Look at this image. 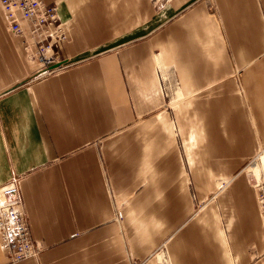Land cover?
Instances as JSON below:
<instances>
[{"label":"crops","instance_id":"0c3cea01","mask_svg":"<svg viewBox=\"0 0 264 264\" xmlns=\"http://www.w3.org/2000/svg\"><path fill=\"white\" fill-rule=\"evenodd\" d=\"M44 1L68 38L40 76L0 8V190L17 178L40 247L0 264H264L247 167L264 146V0Z\"/></svg>","mask_w":264,"mask_h":264},{"label":"built area","instance_id":"2783aa9c","mask_svg":"<svg viewBox=\"0 0 264 264\" xmlns=\"http://www.w3.org/2000/svg\"><path fill=\"white\" fill-rule=\"evenodd\" d=\"M0 8L10 32L22 37L28 61L40 66L37 75L57 71L62 61L56 51L67 39V28L58 15L56 3L0 0ZM254 189L264 225V181L257 180ZM0 248L10 263L35 257L40 249L31 236L17 178L0 190Z\"/></svg>","mask_w":264,"mask_h":264},{"label":"rangeland","instance_id":"374dc122","mask_svg":"<svg viewBox=\"0 0 264 264\" xmlns=\"http://www.w3.org/2000/svg\"><path fill=\"white\" fill-rule=\"evenodd\" d=\"M67 38H68V30H67ZM34 65H37V63H31V66H34ZM157 65H158L159 71H156V76H158L157 78L160 80V82L162 84L164 94H167V96H168V103L170 105H173L176 102V100L178 99L179 95H178L177 86H176V82H175V78H174V74H173L171 65H169V64L165 65L161 60L159 61L158 59H157ZM261 152H263L261 155L264 156V146L258 150V152L255 154V156L252 159H250L249 163L247 164V167H249V165H250L249 169H250L251 173H253L256 177H259L262 171L264 172V166H262L260 168V170L257 169L256 171H254L253 167H252V165L258 160V157L260 156L259 154ZM256 157H257V159H256ZM247 167H246V169H247ZM254 175L251 174V176L253 177V183H255L257 180L258 181H260V180L264 181L263 176L261 178L259 177L257 179Z\"/></svg>","mask_w":264,"mask_h":264},{"label":"bare ground","instance_id":"6f19581e","mask_svg":"<svg viewBox=\"0 0 264 264\" xmlns=\"http://www.w3.org/2000/svg\"><path fill=\"white\" fill-rule=\"evenodd\" d=\"M31 63H34V62H31ZM262 166H264V156L263 155H260L258 157V160L252 165V167H253V170L256 171L257 169L260 170V168Z\"/></svg>","mask_w":264,"mask_h":264},{"label":"water","instance_id":"95a60500","mask_svg":"<svg viewBox=\"0 0 264 264\" xmlns=\"http://www.w3.org/2000/svg\"><path fill=\"white\" fill-rule=\"evenodd\" d=\"M57 66V65H56ZM55 67V66H54Z\"/></svg>","mask_w":264,"mask_h":264}]
</instances>
